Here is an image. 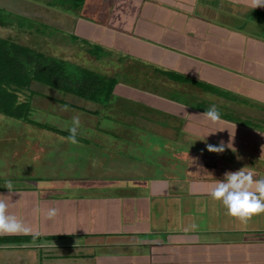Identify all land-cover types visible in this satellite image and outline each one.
Wrapping results in <instances>:
<instances>
[{
  "label": "crops",
  "instance_id": "obj_1",
  "mask_svg": "<svg viewBox=\"0 0 264 264\" xmlns=\"http://www.w3.org/2000/svg\"><path fill=\"white\" fill-rule=\"evenodd\" d=\"M113 1L106 20H114V28L102 22L108 35L98 41L78 33L77 25L75 34L115 58L130 56L150 70L186 78L177 82L159 73L157 84L165 79L168 86H181V95L207 106L219 100L222 119L215 123L189 102L173 112L176 101L159 96L166 101L157 107L180 118L179 143L202 152L208 165L197 166L196 176L185 179H137L127 189L116 188L121 197L109 195L107 183L103 191L96 182L94 192L87 186L80 197L61 199L40 198L37 189H0L8 212L30 228L27 234H0L30 238L5 239L0 251L37 244L49 250L53 264H264V212L246 220L230 217L208 196L226 170L244 167L254 177L264 176V5L253 7V0ZM79 19L88 30L94 26L84 16ZM228 107L232 117L226 116ZM218 142L225 145L222 152L206 148ZM48 208L56 209L53 216L45 215Z\"/></svg>",
  "mask_w": 264,
  "mask_h": 264
},
{
  "label": "rangeland",
  "instance_id": "obj_2",
  "mask_svg": "<svg viewBox=\"0 0 264 264\" xmlns=\"http://www.w3.org/2000/svg\"><path fill=\"white\" fill-rule=\"evenodd\" d=\"M60 1L0 0V8L10 14L7 18L10 28L15 27L16 23H23L30 24L24 30L33 24L31 28L35 30L30 36H17L11 28L12 31H0V36L8 35L15 41L20 38L24 44L37 51L78 62L71 40L59 31H66V23L60 18L63 19L65 14L69 18L76 17V13L81 10L79 17H86V21L94 26L88 30L84 20L77 19V32L82 34L85 31L92 39L99 41L101 35H108L103 30L102 22L107 28H114V20H106V14L115 8L114 1L103 3L102 0H85L87 6L81 8L71 4L61 5ZM121 8L125 9L126 6ZM21 16L27 18L26 21ZM49 30L55 34L54 37L39 34ZM94 48L91 46V50ZM84 49L87 53L90 50L87 46ZM101 55L103 59L108 57V60L98 62L100 53H95L92 57H84L86 60L83 65L98 73H109L117 80L107 107L36 84L34 89L39 91L38 95L30 101L32 119L62 131L61 134L0 115V189H32L26 193L37 189L40 198L61 199L65 198L64 194L80 197L82 188L87 186L90 193L94 192L96 182L101 183L103 191L107 183L109 195L120 194L121 197L124 193L116 188L125 186L127 189L126 184L137 179H185L196 176L194 170L197 166L208 165L209 160L203 158L202 152L197 153L179 143L181 133L176 125L180 118L157 108L166 101L162 102L160 97L177 101L176 104L172 103V108H176L178 102H189L187 105L202 109L208 106L203 101L192 100L193 97L190 99L187 94L181 95L178 92L181 86H168L163 83L165 79L157 84L159 71L150 70L133 57L117 55L115 58L109 51L101 52ZM40 93L55 101L41 97ZM62 100L69 106L63 105ZM218 101L216 106L222 104ZM73 116L79 117L75 142L69 141L66 136ZM226 116L232 117L229 107ZM77 221H80V217ZM82 241L84 239L79 238V242ZM31 246L24 248V245H15L22 249L0 251V264H53L52 259L49 260L52 254H48V249H40L37 244ZM125 255L129 256V253Z\"/></svg>",
  "mask_w": 264,
  "mask_h": 264
},
{
  "label": "trees",
  "instance_id": "obj_3",
  "mask_svg": "<svg viewBox=\"0 0 264 264\" xmlns=\"http://www.w3.org/2000/svg\"><path fill=\"white\" fill-rule=\"evenodd\" d=\"M60 2L61 5L62 3L67 5L71 4L74 5V7L77 6V8H81L85 4V0H61ZM80 12L81 10L76 13V17L71 18L64 13L63 19L60 18V20L65 21L66 24L64 26L66 27L64 30L66 31L63 32L59 30L67 36L68 40H71L72 50L78 62H72L67 59L64 60L47 55L45 52L37 51L27 44H24L19 37L20 41H15V39L8 35L4 37L0 36V115L36 127L38 126L52 133L60 132L61 134L62 131L32 119L30 101L33 97L38 95L39 91L34 89L36 84L42 85L50 90L75 96L97 106L107 107L106 104L112 97V92L117 85V80L109 73H98L85 68L83 65L86 60L84 57H92L95 53H100V56L97 57L98 62L108 60V57L104 59L101 57V52H106L108 50L99 43L92 42L90 39H82L75 34L76 20L81 18L79 17L81 14ZM9 17L10 14L5 11L4 8H0V31H12V28L16 31L17 36H30L35 31L31 28L34 24L28 27L27 30H24V28L30 24L23 25L22 23V25H20L16 23L15 27L12 26L10 28L8 26L10 23L7 19ZM22 18H24L25 21L27 19L25 17ZM8 27L10 29H7ZM43 33H45L48 38L54 37L53 35H55L51 30L48 32H39V34ZM65 36L62 37L67 39ZM85 46L90 49L88 50V53L90 52L89 54L84 49ZM91 46L95 48L91 50ZM99 50L100 52H98ZM159 73L167 79L177 82H182L186 79L168 71L159 70ZM39 95L43 98L47 97L55 101L52 97L45 94L40 93ZM61 103L69 106V104L63 100ZM178 105L183 106L185 104L178 102ZM173 112H176V108ZM63 134L66 135L67 133L63 132ZM68 135L69 134L66 136L68 137ZM5 239L8 242H20L28 241L30 238L23 236L0 237V242Z\"/></svg>",
  "mask_w": 264,
  "mask_h": 264
},
{
  "label": "clouds",
  "instance_id": "obj_4",
  "mask_svg": "<svg viewBox=\"0 0 264 264\" xmlns=\"http://www.w3.org/2000/svg\"><path fill=\"white\" fill-rule=\"evenodd\" d=\"M264 5V0H253L254 6ZM200 115L208 122L215 123L222 119L219 109L215 104L204 108ZM79 125V117L73 116L71 126L68 128L67 139L76 141V131ZM225 145L217 143L208 144L206 148L212 152H222ZM208 196L217 200L222 206L225 215L246 220L252 214L264 212V176H255L253 171L240 167L236 170L225 171L222 178L216 179L208 191ZM7 204L0 200V234L29 233L30 228L15 215L6 211ZM55 208H48L46 216H53ZM188 227L195 228V224ZM185 228V231L188 230ZM33 236L38 233H32Z\"/></svg>",
  "mask_w": 264,
  "mask_h": 264
},
{
  "label": "flooded vegetation",
  "instance_id": "obj_5",
  "mask_svg": "<svg viewBox=\"0 0 264 264\" xmlns=\"http://www.w3.org/2000/svg\"><path fill=\"white\" fill-rule=\"evenodd\" d=\"M20 246H21V245H20ZM24 248H26V247H24ZM20 249H22V247H21Z\"/></svg>",
  "mask_w": 264,
  "mask_h": 264
}]
</instances>
